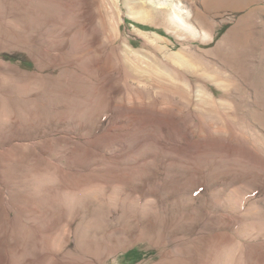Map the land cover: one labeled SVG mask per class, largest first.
<instances>
[{
	"label": "rangeland",
	"instance_id": "obj_1",
	"mask_svg": "<svg viewBox=\"0 0 264 264\" xmlns=\"http://www.w3.org/2000/svg\"><path fill=\"white\" fill-rule=\"evenodd\" d=\"M172 1L0 0V264H264V0Z\"/></svg>",
	"mask_w": 264,
	"mask_h": 264
},
{
	"label": "bare ground",
	"instance_id": "obj_2",
	"mask_svg": "<svg viewBox=\"0 0 264 264\" xmlns=\"http://www.w3.org/2000/svg\"><path fill=\"white\" fill-rule=\"evenodd\" d=\"M156 2L163 6H171L173 8V11L175 12L176 16L180 19H184L183 15L186 14V10L181 7V4L179 2H174L172 0H156ZM205 27H208V24H202Z\"/></svg>",
	"mask_w": 264,
	"mask_h": 264
},
{
	"label": "trees",
	"instance_id": "obj_3",
	"mask_svg": "<svg viewBox=\"0 0 264 264\" xmlns=\"http://www.w3.org/2000/svg\"><path fill=\"white\" fill-rule=\"evenodd\" d=\"M143 255L144 254L136 247L130 249L125 253L126 259L130 263H134L142 259Z\"/></svg>",
	"mask_w": 264,
	"mask_h": 264
}]
</instances>
